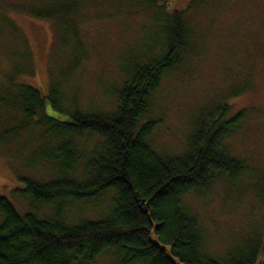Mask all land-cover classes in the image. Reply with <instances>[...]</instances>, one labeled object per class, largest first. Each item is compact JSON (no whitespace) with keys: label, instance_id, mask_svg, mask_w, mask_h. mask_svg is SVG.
Returning <instances> with one entry per match:
<instances>
[{"label":"rangeland","instance_id":"374dc122","mask_svg":"<svg viewBox=\"0 0 264 264\" xmlns=\"http://www.w3.org/2000/svg\"><path fill=\"white\" fill-rule=\"evenodd\" d=\"M51 2L0 0V195L19 214L34 212L38 218L50 216L51 206L33 209L16 192L23 188L21 179L46 182L59 175L56 139L41 128L42 116L65 122L73 111L112 112L124 67L162 42L168 20L148 0H78L70 15L81 22L76 49L73 40L60 35L57 22L28 13ZM155 2H164L166 13L185 11L190 2L194 7L184 17L187 36L180 64L163 75L143 118L154 122L151 146L159 154L179 156L202 110L223 103L232 113L245 109L223 147L231 158L252 166L263 187L264 0ZM23 87L45 98L44 111L36 112L31 122L19 107ZM97 141H75L73 176L83 177L82 166ZM254 182L246 175L236 182L215 177L209 188L183 199L197 218L204 254L223 259L250 238L264 239V198ZM111 196L108 192L97 202L72 205L64 220L74 225L100 219ZM95 264H118V259L107 252Z\"/></svg>","mask_w":264,"mask_h":264},{"label":"trees","instance_id":"16d2710c","mask_svg":"<svg viewBox=\"0 0 264 264\" xmlns=\"http://www.w3.org/2000/svg\"><path fill=\"white\" fill-rule=\"evenodd\" d=\"M77 1L52 0L28 13L57 22L60 35H67L79 49L81 22L70 19ZM148 3L168 18L163 39L124 67L113 111H73L65 122L45 116L39 121L45 134L56 139L53 154L61 167L59 175L46 182L21 179L23 188L16 193L33 209L51 206V214L47 218L34 212L21 215L0 195V264H95L107 252L115 254L118 264H173L155 242L169 248L179 264H264L260 238L246 240L223 259L204 254L197 218L183 205L186 196L206 190L221 176L234 182L244 175L254 179L256 191L264 198V186L253 167L231 158L223 147L239 127L245 109L232 113L223 103L202 110L179 156L159 154L149 142L154 122L143 118L163 75L180 64L187 36L184 17L194 4L190 2L185 11L166 13L164 2ZM75 64L78 61L71 66ZM44 99L35 89L23 87L19 107L26 122L44 111ZM84 137L98 141L82 166L83 177H77L73 176L78 159L74 144ZM108 192L112 193L109 207L100 219L74 225L64 220L72 205L97 202Z\"/></svg>","mask_w":264,"mask_h":264},{"label":"water","instance_id":"95a60500","mask_svg":"<svg viewBox=\"0 0 264 264\" xmlns=\"http://www.w3.org/2000/svg\"><path fill=\"white\" fill-rule=\"evenodd\" d=\"M156 245H158L162 250H164L166 252V256L172 261L173 264H179L178 260L173 258L171 255H170V250L169 248H166V247H163V246H160L157 242H155Z\"/></svg>","mask_w":264,"mask_h":264}]
</instances>
